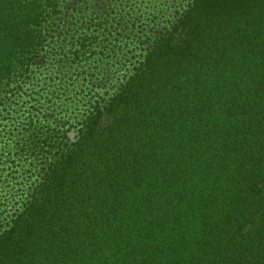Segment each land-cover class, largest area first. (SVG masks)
I'll return each mask as SVG.
<instances>
[{
    "label": "trees",
    "instance_id": "obj_1",
    "mask_svg": "<svg viewBox=\"0 0 264 264\" xmlns=\"http://www.w3.org/2000/svg\"><path fill=\"white\" fill-rule=\"evenodd\" d=\"M157 1L0 0V264H264V0Z\"/></svg>",
    "mask_w": 264,
    "mask_h": 264
},
{
    "label": "rangeland",
    "instance_id": "obj_2",
    "mask_svg": "<svg viewBox=\"0 0 264 264\" xmlns=\"http://www.w3.org/2000/svg\"><path fill=\"white\" fill-rule=\"evenodd\" d=\"M52 0H49V4ZM60 5L63 9L70 8L68 11L69 14H72L71 10L76 8L79 9V21L84 24L83 31L86 35H90V30L87 28L92 27L93 35H96L94 32L96 27H100L99 24L102 23L105 26H109L110 19H120V21H128L133 23L138 20V18H146L149 15H145V12L152 11L150 9V3L145 5L141 0H59ZM159 4L161 0L157 1ZM95 65L94 62L90 66L84 68H89V72L92 73V66ZM105 65H103V68ZM82 68V69H84ZM96 72V71H94ZM85 76V75H84ZM96 76V75H95ZM83 103V101L81 102ZM72 105H75L73 102ZM84 106L88 107L86 103ZM79 106H74L71 109H75ZM83 107V109L85 108ZM72 136L74 134H71ZM74 138V137H73ZM19 209L24 213L25 207L23 205H16L13 209L10 210V214L13 215L14 211ZM13 216H10L9 219H12ZM8 219V220H9Z\"/></svg>",
    "mask_w": 264,
    "mask_h": 264
}]
</instances>
